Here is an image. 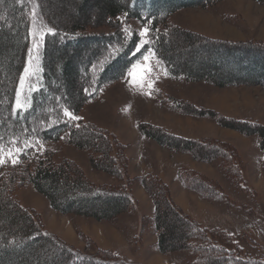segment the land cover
Listing matches in <instances>:
<instances>
[{
  "label": "trees",
  "instance_id": "1",
  "mask_svg": "<svg viewBox=\"0 0 264 264\" xmlns=\"http://www.w3.org/2000/svg\"><path fill=\"white\" fill-rule=\"evenodd\" d=\"M218 1L97 0L95 11L89 13L85 8L88 0H83L79 17L66 19L47 16L40 0L2 2L0 15L5 18L0 22V101H4L0 105V159L3 160L0 164V264H128L114 253L100 249L84 255L45 231L38 214L23 209L13 197L14 190L26 185L44 196L55 211L98 221H112L134 209L131 189L140 185L153 206L150 221L160 253L187 252L195 264H260L256 260L241 259L233 251V240L223 231L206 230L191 219L174 203L168 184L157 175L131 177L124 146L114 136L64 115L65 111L78 115L83 103L94 97L102 85L124 77L139 58L142 51L135 50L139 38L128 28L130 20L147 26L148 43L144 48L152 52L170 76L206 81L217 87L264 85L263 43L215 41L168 22L170 15L178 10L204 8ZM33 4L35 14L45 25L36 54L39 72L29 78L23 102L17 108L20 77L30 57ZM100 28L109 32L93 33ZM195 45L214 50L210 60L201 66L199 63V67L194 64L198 53L190 50ZM183 47L191 58L183 53ZM81 54L85 60L81 65L78 63L80 75L74 58ZM218 54L234 58L232 66L220 65L215 58ZM246 54H262V58L251 56L252 61L245 59ZM244 62L247 66L242 67ZM60 90H64L65 97L60 95ZM190 108L192 111L187 114L209 118L246 138L254 137L257 149L264 155L263 124L226 118L213 110ZM137 130L171 152L187 154L202 163H216L217 171L230 188H243L242 164L230 145L185 139L146 124H139ZM57 143L88 153L89 166L116 179L118 184L96 186L75 163L68 160L55 163L48 146ZM176 176L183 188L203 200L227 205L221 188L207 176L187 168H179Z\"/></svg>",
  "mask_w": 264,
  "mask_h": 264
},
{
  "label": "rangeland",
  "instance_id": "2",
  "mask_svg": "<svg viewBox=\"0 0 264 264\" xmlns=\"http://www.w3.org/2000/svg\"><path fill=\"white\" fill-rule=\"evenodd\" d=\"M5 1L0 0V9H3L2 2ZM40 1L45 14L50 17L56 16L58 19L79 17V6L83 2V0ZM96 1L88 0L85 6L87 12L95 11ZM35 7L33 4V10H30L31 54L26 63L28 73H23L24 83L23 85L19 83L18 86L21 104L25 85L28 84L29 78H33L39 72L36 54L45 33V25L35 14ZM7 14L10 15V12ZM0 17L1 22L5 15ZM168 22L181 30L215 41L264 44V1L220 0L204 8L178 10L170 15ZM60 24L62 26V23L57 21V25ZM128 25L139 38L141 55L129 67L124 77L102 85L94 97L83 103L76 115L79 119L76 120L107 131L124 146V154L129 159L128 172L131 177L157 175L169 188L173 187L175 191L182 192L183 186L176 176L179 168L195 169L194 171L207 176L221 188L227 205L203 200L198 195L179 193L177 201L186 208V212L180 207L181 210L198 220L206 230H220L228 235L233 240L231 245L233 251L241 259L256 260L264 264V155L257 149L254 137L246 138L234 130L220 127L209 118L187 114L192 111L190 107H194L213 110L226 118L257 121L264 125V85L259 83L217 87L206 81L195 82L185 80L182 76H170L171 74L155 59L152 52L144 48L146 44L143 41L147 40L149 33L143 38L139 33L147 26L136 20H130ZM5 27L7 28V25ZM108 32L109 30L105 28L93 31L94 34ZM203 47L195 45L190 49L191 52L198 53V63L195 61V67L199 63L201 66L209 61L214 53L210 47ZM184 48L183 53H186L188 50ZM145 55L149 56L150 71L144 74L137 70L134 82L132 76L134 66H143ZM251 56L262 58V54H246L245 59H251ZM188 57L191 58V55L188 54ZM215 58L220 65L229 67L235 61L234 58L220 54ZM84 60L85 55L82 54L74 58L80 75V65ZM246 64L241 63V66L245 67ZM1 71L2 68L0 75ZM149 82L153 85L151 89L148 87ZM63 91L60 90L61 96H64ZM3 102L0 101L1 106ZM139 124L159 127L177 137L196 141L205 139L219 141L235 148L242 164L243 188L240 190L230 188L217 171L216 163L194 161L187 154L171 152L145 138L137 130ZM48 147L53 152L55 163L64 160L75 163L94 185L118 184L116 179L91 168L88 153L85 151L63 143ZM13 194L15 201L23 209L33 210L38 214L45 231L84 255H92L100 249L114 253L128 264H195L187 252L162 254L157 251L156 233L150 221L153 206L140 185H135L131 189L135 200L134 209L118 215L112 221L61 214L52 209L48 200L32 186L20 187L14 190ZM189 203L191 204L188 206Z\"/></svg>",
  "mask_w": 264,
  "mask_h": 264
},
{
  "label": "snow or ice",
  "instance_id": "3",
  "mask_svg": "<svg viewBox=\"0 0 264 264\" xmlns=\"http://www.w3.org/2000/svg\"><path fill=\"white\" fill-rule=\"evenodd\" d=\"M147 34H148V29H147V28L143 29V30L139 33V35H140L141 38L146 37ZM41 39H43V38H41ZM143 42H144L145 44L148 43L147 40H144ZM138 50H139V46H138ZM30 54H31V53H30ZM144 61H145V64H144L143 66H134L133 73H132L133 81H134V82H136V74H137V70H139L140 73H144V74H146V73H148V72L150 71V68L148 67L149 56L145 55V56H144ZM24 73H25V74L28 73V68H27V67L24 68ZM165 75H167V72H165ZM140 81H141V82L143 81V75H141V77H140ZM23 83H24V76L22 75V76L20 77V84L23 85ZM152 86H153V85L149 82V84H148L149 89H151ZM16 95H17L16 107L19 108V107H20V101H19L20 91H19V90L17 91V94H16ZM64 115H65L66 117H69V118L72 119V120L79 119L78 117L74 116L72 113H70V112H68V111H65ZM2 163H3V160L0 159V164H2ZM12 163L15 164V163H16V160L13 159V160H12Z\"/></svg>",
  "mask_w": 264,
  "mask_h": 264
},
{
  "label": "crops",
  "instance_id": "4",
  "mask_svg": "<svg viewBox=\"0 0 264 264\" xmlns=\"http://www.w3.org/2000/svg\"><path fill=\"white\" fill-rule=\"evenodd\" d=\"M195 170V169H194ZM200 173V172H199ZM162 179V178H161ZM179 186V185H178ZM181 186V185H180ZM182 188V187H181ZM170 192H171V197H172V199H173V201H174V203L180 208H182L183 209V211H185L186 212V208L185 207H182L179 203H178V201H177V195L179 194V193H184V194H194V195H196L195 193H193V192H190V191H188V190H184L183 188H182V192H179V191H175V189L173 188V187H170ZM197 196V195H196ZM191 203H189L188 204V206L190 205ZM180 208V209H181ZM188 215H189V213H187ZM190 216V215H189ZM194 221H196V222H199L198 220H196L195 218H193L192 216H190ZM200 223V222H199Z\"/></svg>",
  "mask_w": 264,
  "mask_h": 264
},
{
  "label": "bare ground",
  "instance_id": "5",
  "mask_svg": "<svg viewBox=\"0 0 264 264\" xmlns=\"http://www.w3.org/2000/svg\"><path fill=\"white\" fill-rule=\"evenodd\" d=\"M193 159V158H192Z\"/></svg>",
  "mask_w": 264,
  "mask_h": 264
}]
</instances>
